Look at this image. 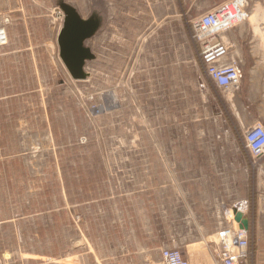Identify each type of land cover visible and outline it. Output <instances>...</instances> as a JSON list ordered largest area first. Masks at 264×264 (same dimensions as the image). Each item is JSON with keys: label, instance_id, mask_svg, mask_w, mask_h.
Masks as SVG:
<instances>
[{"label": "rangeland", "instance_id": "rangeland-1", "mask_svg": "<svg viewBox=\"0 0 264 264\" xmlns=\"http://www.w3.org/2000/svg\"><path fill=\"white\" fill-rule=\"evenodd\" d=\"M227 1L9 0L10 12L0 6L7 40L0 47V264H120L115 218L135 210L129 197L135 185L149 189L144 209L152 214V196L159 218L170 213L165 204L158 210L169 193L151 186L164 184L169 165L180 179L201 178L189 172L185 149H198L206 139L215 146L223 131L216 130L211 99L222 93L202 71L192 38L196 19L184 10ZM243 1V22L251 25L242 34L247 46L264 37V0ZM64 5L91 30L83 46L93 59L83 63L80 80L71 77L57 44ZM175 8L183 10L176 18ZM252 93L255 124L263 125L264 90ZM262 162L254 167L249 198L256 217L247 232V264H264L258 241L264 242ZM210 202L216 203L213 196ZM220 229L206 237L210 264L218 263ZM195 239L184 230L172 248L182 253Z\"/></svg>", "mask_w": 264, "mask_h": 264}, {"label": "crops", "instance_id": "crops-1", "mask_svg": "<svg viewBox=\"0 0 264 264\" xmlns=\"http://www.w3.org/2000/svg\"><path fill=\"white\" fill-rule=\"evenodd\" d=\"M0 1L2 10L7 12L13 10L9 0ZM213 8L208 3H199L194 8L185 9L184 12L189 13L191 19H198ZM182 11L181 8H175L173 17L176 18ZM263 26L261 23L260 27ZM250 27L248 22H243V25H238L221 36L222 40L230 45V56L238 63L241 85L246 86V90L222 93L221 96L211 99L214 103L216 130L223 131L221 135L216 134L215 146H207L210 140L206 139L205 144L198 149L195 147L185 149V154L192 157L189 159V172L199 171L201 178L198 181L191 178L180 179L175 165H169L168 178L164 184L158 185L157 182L155 188L153 184L151 186V190L155 192L161 189L169 193V197L165 198L168 202L162 201L163 206L161 205L158 210L159 213H163L166 205L170 213L160 214L159 218L154 214L157 207L152 203V196L147 198L151 202L147 204L150 205L152 214L144 209L143 193L149 189L145 190L135 185V190L129 193L130 202L135 203V210L121 212L119 217L115 218L120 219L118 222L121 234L120 264H162L160 251L165 247L175 246L176 235L184 230L196 237L195 241L185 243L182 249L189 264H210L208 255L204 252L206 237L213 235L222 225L235 223L236 211L242 212L244 218L249 221V226L253 223L252 220H255L256 213H253L249 199L253 194L255 169L250 166L240 132L255 124L256 105L253 101L255 97H252L253 89L258 90L262 87L264 90V37H254L246 46L244 42L246 38L242 34L245 32L244 29ZM199 88L205 90L203 85H199ZM262 124L264 126V121ZM227 129L232 132H225ZM257 171L262 173L264 178V158ZM259 186L258 184V188ZM213 189H216V193ZM212 196L216 203L210 202ZM195 198L199 202H196ZM203 211L208 215L203 216L201 214ZM258 216L264 218V211H258ZM115 219L110 222V226L116 231L118 226ZM258 241L260 248L264 249V242ZM94 263L96 264V261ZM41 264L80 262L71 263L67 262V259H60ZM104 264L112 263L105 259Z\"/></svg>", "mask_w": 264, "mask_h": 264}, {"label": "built area", "instance_id": "built-area-1", "mask_svg": "<svg viewBox=\"0 0 264 264\" xmlns=\"http://www.w3.org/2000/svg\"><path fill=\"white\" fill-rule=\"evenodd\" d=\"M245 5L243 0L221 3L191 24L192 38L199 45V64L207 81L220 93L237 91L240 87L238 63L231 58L230 46L221 36L247 19ZM2 31L5 32L4 29ZM6 42L5 34L0 33V47L6 45ZM241 139L248 153L250 166L254 168L264 158V126L257 123L245 128ZM232 224L223 226L217 232L220 246L217 264H247L250 258L248 231L239 229L236 222ZM160 259L162 264H189L176 248H163Z\"/></svg>", "mask_w": 264, "mask_h": 264}, {"label": "water", "instance_id": "water-1", "mask_svg": "<svg viewBox=\"0 0 264 264\" xmlns=\"http://www.w3.org/2000/svg\"><path fill=\"white\" fill-rule=\"evenodd\" d=\"M61 9L65 13V18L57 40L60 58L71 77L80 80L83 78L81 75L83 63L86 60L93 59L90 51L83 46L91 30L89 27L77 22L73 18L72 10L68 9L67 6H61ZM234 221L238 224L239 229L248 230L249 221L244 218L241 212H235Z\"/></svg>", "mask_w": 264, "mask_h": 264}, {"label": "bare ground", "instance_id": "bare-ground-1", "mask_svg": "<svg viewBox=\"0 0 264 264\" xmlns=\"http://www.w3.org/2000/svg\"><path fill=\"white\" fill-rule=\"evenodd\" d=\"M258 10V9H257ZM260 10V9H259ZM256 20V19H255ZM82 77H83V72H82ZM236 212H240V211H236ZM242 213V212H241ZM234 214H235V212H234ZM229 225V224H228ZM228 225H226V226H228ZM233 225V224H232ZM243 230V229H242ZM245 231V230H244ZM248 231V230H247ZM217 241H218V238H217Z\"/></svg>", "mask_w": 264, "mask_h": 264}]
</instances>
